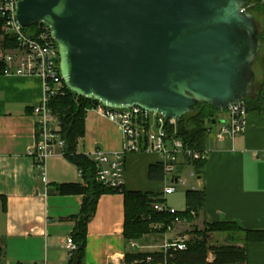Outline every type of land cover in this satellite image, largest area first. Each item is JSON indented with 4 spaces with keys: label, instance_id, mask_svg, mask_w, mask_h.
Here are the masks:
<instances>
[{
    "label": "crops",
    "instance_id": "obj_1",
    "mask_svg": "<svg viewBox=\"0 0 264 264\" xmlns=\"http://www.w3.org/2000/svg\"><path fill=\"white\" fill-rule=\"evenodd\" d=\"M43 97L44 86L38 76L0 75V264H70L66 240L71 237L74 223L68 218L78 214L83 195L61 194L57 184H83L84 181L78 168L57 146L45 162L46 181L40 178L29 151L37 142L33 107ZM220 113L208 127L203 173L188 179L190 187L187 189H204V207L191 222L174 224L167 234L158 232L163 237L181 234L193 241V230L219 221H236L245 229H264V160L261 156L264 111L249 110L242 133L218 140L216 134L224 124L221 122L224 114ZM56 122L55 130H58L57 119ZM123 139L118 123L96 109H89L84 117V135L78 139L76 150L88 156L96 150L111 153L122 148ZM124 160L121 187L124 191L158 194L169 184L168 180H163L164 175L162 178L150 176L149 169L158 163V154L129 152ZM184 168H188L191 176L192 166L183 162L176 176L183 177ZM169 195L164 196L165 203L174 207L166 202ZM185 208L186 201L181 211ZM123 224V192L109 191L100 195L87 226L83 264H125L126 251L159 250L161 243L150 238L155 233L134 240L137 247L132 250L130 242L124 239ZM213 233H207V242L209 237H214ZM219 237V244L231 243L227 234ZM237 245L242 246V243ZM245 252V264H264V242L247 243Z\"/></svg>",
    "mask_w": 264,
    "mask_h": 264
},
{
    "label": "water",
    "instance_id": "obj_2",
    "mask_svg": "<svg viewBox=\"0 0 264 264\" xmlns=\"http://www.w3.org/2000/svg\"><path fill=\"white\" fill-rule=\"evenodd\" d=\"M15 18L48 27L64 84L107 107L178 122L256 89L259 26L246 0H17Z\"/></svg>",
    "mask_w": 264,
    "mask_h": 264
},
{
    "label": "built area",
    "instance_id": "obj_3",
    "mask_svg": "<svg viewBox=\"0 0 264 264\" xmlns=\"http://www.w3.org/2000/svg\"><path fill=\"white\" fill-rule=\"evenodd\" d=\"M16 2L17 0H0V60H3L6 65L4 74L36 75L43 82V100L33 107V114L36 118L37 142L36 146L29 151V155L39 170L41 180L45 182V162L53 153L54 146H57L63 153L64 141L55 130L56 118L47 107L48 98L61 91L63 80L59 71L57 45L50 35L49 28L43 24H38L36 34L26 32L16 21ZM8 37L11 38V45L9 44V46L7 44ZM94 109L110 121L118 123L124 138L122 148L118 151L106 153L96 150L91 154L90 157L97 168L95 179L108 188L121 190L125 155L129 152H154L158 154V163L163 168V180H168L169 184L164 185L160 195H158L163 201H156L158 197L152 198V208L156 211L176 213L174 207L165 203L164 196L174 193L176 184L186 185V180L183 177L176 176L180 162L206 158L207 151L192 149L181 139L174 137L177 123L175 119H164L156 113L137 106L111 108L98 105ZM223 112L226 114L223 118L224 124L216 134L218 140L224 137L234 138L235 135L245 130L247 124L248 110L244 99L231 104ZM167 126L172 127L171 137H168ZM154 129L157 130L154 131ZM261 156L264 160V152ZM190 175L193 176L194 173ZM191 213L195 215L193 211ZM185 222L184 218L175 216L173 222L167 226L163 223H153L152 226L158 230L165 227L163 234H167L172 231L174 224ZM190 241L192 239L186 235L176 234L173 237L164 235L159 250L155 251L159 253L160 257L148 255L140 261L143 264H179L177 255L187 250ZM129 246L134 250L137 244L130 241ZM66 247L72 255L76 249L72 237L67 238ZM213 259L214 254L209 251L207 260L212 261Z\"/></svg>",
    "mask_w": 264,
    "mask_h": 264
},
{
    "label": "trees",
    "instance_id": "obj_4",
    "mask_svg": "<svg viewBox=\"0 0 264 264\" xmlns=\"http://www.w3.org/2000/svg\"><path fill=\"white\" fill-rule=\"evenodd\" d=\"M247 10L256 18L259 26V51L255 60L254 69L261 71V79L257 82L254 94L245 98L247 110L264 111V3L262 0H246ZM258 16L261 18L259 19ZM38 24L23 28L30 34L37 33ZM7 44L11 45V38H7ZM59 62V58H58ZM5 63L0 60V75L4 74ZM61 91L51 95L47 100V107L51 114L57 119L59 129L57 133L64 141L63 154L80 171L81 183H60L57 189L61 194L77 193L83 195L80 210L77 215L68 218L73 221L74 226L71 233L72 240L76 244V249L70 258V264L77 262L83 264L87 226L95 213L97 201L103 193L109 191H119L111 189L95 179L96 165L90 156L78 153L76 150L78 139L84 135V117L89 109H94L102 105L93 98H85L72 92L62 81ZM215 109L205 103L200 104L192 113L180 118L175 126L174 137L181 139L190 148L203 151L205 139L209 132L208 127L215 115ZM171 137L172 127L167 126ZM206 158H199L193 161L187 160L184 164H190L195 175L203 173ZM151 177H163V168L160 163L151 166L149 169ZM124 224L123 236L126 242L138 240L145 234L164 232L165 227L154 229L153 223H163L165 226L171 224L175 216L184 218L191 222L203 209L205 201L204 189H187L184 193L186 208L176 210L171 214L165 211H156L152 208L153 197H158L156 201H163L158 194L141 191H124ZM193 211L195 215L191 213ZM195 238L188 243L187 250L177 255L179 264H245L246 244L250 242H264V229H245L236 221H219L206 224L201 230H193ZM224 232L227 234L229 244H216L207 246V233ZM242 243V246L237 245ZM208 251L213 252L214 259L207 260ZM160 257L157 252L126 251L124 254L125 264H143L140 260L146 256Z\"/></svg>",
    "mask_w": 264,
    "mask_h": 264
},
{
    "label": "rangeland",
    "instance_id": "obj_5",
    "mask_svg": "<svg viewBox=\"0 0 264 264\" xmlns=\"http://www.w3.org/2000/svg\"><path fill=\"white\" fill-rule=\"evenodd\" d=\"M258 18L260 19L261 17L258 16ZM1 39V37H0ZM255 72H256V81L258 82L259 79H261V71L257 68L255 69ZM220 112H218L219 114ZM216 114V113H215ZM221 114V113H220ZM223 114L225 115L226 113L223 112ZM225 118V117H223ZM220 119V118H219ZM221 121V120H219ZM223 122V120L221 121ZM157 129H154V131H156ZM188 168H184L183 170V174H181L186 180H187V184L186 185H177V188H176V192L173 193V194H170L169 196H167V200L166 202H168V204H172V206L176 207L177 209H182L185 205V197H184V193H185V190L187 188L190 187V184H188V179L190 178H193L192 176H189L188 174ZM226 233L224 232H214L212 235L214 237H209V240H208V244L209 243H212L211 245H216V244H219L221 242V237H219L220 235H225ZM146 235V234H145ZM145 235H143L142 237H144ZM152 236H150V238H153L156 240V242L158 243H162L164 237H163V234L162 233H155L154 234H151ZM189 237V236H188ZM191 238V237H190ZM141 239V238H140ZM149 239V238H148ZM149 242V241H148Z\"/></svg>",
    "mask_w": 264,
    "mask_h": 264
}]
</instances>
